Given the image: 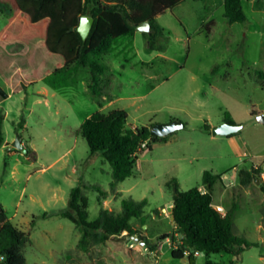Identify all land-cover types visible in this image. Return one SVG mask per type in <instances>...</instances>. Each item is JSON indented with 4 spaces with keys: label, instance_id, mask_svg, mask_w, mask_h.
Segmentation results:
<instances>
[{
    "label": "rangeland",
    "instance_id": "374dc122",
    "mask_svg": "<svg viewBox=\"0 0 264 264\" xmlns=\"http://www.w3.org/2000/svg\"><path fill=\"white\" fill-rule=\"evenodd\" d=\"M242 4L248 21L230 24L224 0H183L155 18V28L163 32L151 33L150 27L149 33L136 30L119 38L100 59L108 67L100 78L105 96L93 95L89 70L76 65L68 87L55 90L40 82L28 88V100L25 93L11 94L0 105L7 112L9 143L0 148V204L11 223L30 234L32 243L23 249L27 264H264V125L257 122L264 113V0ZM8 15L0 6V29ZM6 49L23 52L19 45ZM0 88L9 93L1 81ZM44 88L47 101L30 113L26 107L36 100L34 92ZM21 107L24 115L18 113ZM117 109L128 114L129 128L171 121L184 128L140 152L134 174L112 187L111 165L101 156L90 159L80 127L97 111ZM227 119L242 129L213 136L211 129ZM17 133L28 153L11 146ZM204 171L220 176L213 204L223 205L225 213L237 205L232 232L253 246L240 256L200 253L193 263L188 256L176 260L171 246L179 244L181 234L172 215L161 212L164 207L172 212L173 191L166 184L175 179L182 191L203 186ZM250 171L255 180L244 185L242 173ZM80 182L105 191L83 190L90 222L102 207L119 214L123 200H146L143 214L131 220L136 234L84 252L71 221L42 217L68 208L70 190ZM172 233L177 242L158 240ZM144 239L152 254H140Z\"/></svg>",
    "mask_w": 264,
    "mask_h": 264
},
{
    "label": "trees",
    "instance_id": "16d2710c",
    "mask_svg": "<svg viewBox=\"0 0 264 264\" xmlns=\"http://www.w3.org/2000/svg\"><path fill=\"white\" fill-rule=\"evenodd\" d=\"M182 1L0 0V6H5L9 13L6 24L0 29V81L12 94H19L40 82L61 90L68 87L72 70L78 65L89 70L93 95L105 96L100 78L108 67L100 62L102 56L113 50L119 38L133 35L137 26L145 22L150 23L151 33L163 32L162 29L155 28V18ZM224 5V16L230 24L248 21L242 0H224ZM82 16L94 19L86 40L77 31ZM12 45L25 48V53H9L6 47ZM6 97L0 88V104ZM4 120L5 114L0 108V148L5 141ZM127 120L128 114L124 110H111L107 113L97 111L80 127L81 135L90 149V159L101 156L111 165L112 187L134 174L138 159L136 153L141 143L148 141L147 149L151 150V143L165 141V138L152 137L148 126L129 129ZM225 122L234 124L229 119ZM19 127L20 125L16 131ZM205 131L210 133L208 125ZM26 149L29 152L28 147ZM242 176L244 185L255 180L254 171L244 172ZM217 179H220L219 175L204 171L202 185L205 192L199 187L182 191L175 179L166 184L173 191L174 230L181 234V239L177 242L172 233L163 234L158 240L171 238L173 242H182L172 249L171 256L174 259H183L185 250L198 251L206 256L220 253L240 256L245 248L253 246L232 232L236 204L224 216L214 208L212 189ZM84 189L98 191L100 194L105 192L99 185H83L80 182L70 191L68 208L58 213L45 212L42 217L58 215L71 221L81 234L77 246L84 252L90 246L105 244L124 232L129 236L136 234L131 220L143 214L146 200H123L119 214L102 207L97 219L90 222ZM30 241V234L17 229L0 204V256L4 257L2 264H27L23 249ZM144 241L149 244L147 239ZM151 246L155 247L154 244ZM194 259L193 254L189 256L191 263ZM206 264L212 263L207 261Z\"/></svg>",
    "mask_w": 264,
    "mask_h": 264
},
{
    "label": "water",
    "instance_id": "95a60500",
    "mask_svg": "<svg viewBox=\"0 0 264 264\" xmlns=\"http://www.w3.org/2000/svg\"><path fill=\"white\" fill-rule=\"evenodd\" d=\"M94 23V19L89 16H82L80 19L79 26L77 28L78 33L82 37L83 40H86L91 32L92 26ZM136 30L144 33H149L150 31V23L145 22L139 26H137ZM257 122L259 124L264 125V113L257 116ZM242 124H231L228 122H223L219 125L214 126L211 129V133L213 136H231L236 133H238L242 129ZM184 128V124L179 121H171L168 123H159L155 124L152 127H150V133L152 137L157 138H165L168 135L181 130ZM13 148L17 150H23L24 153L27 152V150L24 148V146L21 143V136L19 133L16 134V139L11 145ZM210 191V190H209ZM173 221V217H172ZM142 245H145V243H141Z\"/></svg>",
    "mask_w": 264,
    "mask_h": 264
},
{
    "label": "crops",
    "instance_id": "0c3cea01",
    "mask_svg": "<svg viewBox=\"0 0 264 264\" xmlns=\"http://www.w3.org/2000/svg\"><path fill=\"white\" fill-rule=\"evenodd\" d=\"M9 16V15H8ZM8 19V18H7ZM1 44V43H0ZM3 46H5V45H3ZM7 48V47H6ZM23 49V52H17L16 50L15 51H12V52H9L8 50V52L9 53H11V54H14V53H25V51H26V49L25 48H22ZM46 84V83H45ZM47 85V84H46ZM49 86V85H48ZM29 88V87H28ZM28 88L26 89V90H24V91H22V92H20L19 94L21 95V94H24V95H22L25 99H27L28 100ZM52 88V87H51ZM56 90V89H55ZM12 93H7L6 95H7V97H6V99L7 98H9L10 97V95H11ZM34 97L36 98V100H34V101H32L31 102V105L29 106V107H26V109H28L29 110V112L30 113H33V112H35V106L36 105H39V104H42L41 102H43V103H45V101H47V96H48V90L46 89V88H44L43 90H38V91H36V92H34ZM5 99V100H6ZM4 100V101H5ZM1 105V104H0ZM3 109V112H4V108H2ZM18 113H20V115H24V113H23V111H22V107L21 108H19V112ZM5 114V120H4V123H3V133H4V138H5V141H4V144H3V146L1 147V148H3V147H7V146H9V143L7 142V138L5 137V132H4V128H5V123H6V118H7V112H5L4 113ZM25 119V118H24ZM19 123H22V121H20V122H18V124L17 125H20ZM24 123H26V119H25V122ZM17 128V127H16ZM129 128V127H128ZM132 128H136L135 126H133V127H131V128H129V129H132ZM134 129H132V130H134ZM233 142H235L236 143V140L234 139V140H232ZM164 142H166V140L164 141ZM21 143H22V141H21ZM23 146H24V148L26 149L27 148V146L25 145V144H22ZM28 149H29V147H28ZM27 150V149H26ZM26 153H28V151L26 152ZM33 155H34V157H35V153L33 152ZM137 161H138V159H137ZM35 162H36V160H35ZM8 165V164H7ZM136 167H138V163H137V165H136ZM197 187H199V189H202V188H205L204 186H197ZM71 191V190H70ZM213 206L215 207V206H221L223 209H224V214H226L225 213V208H224V206L223 205H221V204H213ZM171 207H172V209H173V204L171 205ZM53 217V216H52ZM171 220H172V217H171ZM173 224V227L175 228V225H174V223H172ZM175 236H177V233H175ZM30 239H31V237H30ZM167 241L168 242H170V239H167ZM32 243V239H31V241L29 242V244H31ZM142 243H145V245H146V242H142ZM173 248H175V245H173V247L171 246V249H173Z\"/></svg>",
    "mask_w": 264,
    "mask_h": 264
},
{
    "label": "built area",
    "instance_id": "2783aa9c",
    "mask_svg": "<svg viewBox=\"0 0 264 264\" xmlns=\"http://www.w3.org/2000/svg\"><path fill=\"white\" fill-rule=\"evenodd\" d=\"M147 144H148V141H145V142L141 143V145H140V147H139V149H138V151H137V153H136L137 156L139 155L140 152H142L143 150L147 149ZM200 190H201L202 192H205V191L202 190V189H200ZM214 208H215L216 211H217L218 213H220L222 216L225 215V214H224V209H223L221 206H215ZM171 209H172V207H171ZM161 212H162L166 217H170V215H172V212H169L168 209L165 208V207L162 208ZM123 234H124V235H122V236H127V232H124ZM133 239H135V238H133ZM135 240L138 241V239H135ZM142 242H143V241H141V243H142ZM141 243L138 245L139 249L142 250V251L140 252V254H142V255L152 254V251H151L146 245H142ZM181 243H182V242H179V244H181ZM177 246H178V245H175V248H176ZM129 248H130V249H134V248H135V245L131 243V244L129 245ZM192 254H193L194 257H197V256H199L200 252H198V251H194V252H192V251H190V250H185V251H184V255H185V256H188V257H189V256L192 255ZM3 261H4V257H3V256H0V264H2Z\"/></svg>",
    "mask_w": 264,
    "mask_h": 264
}]
</instances>
